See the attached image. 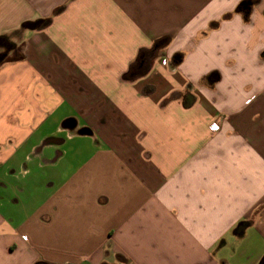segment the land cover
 Masks as SVG:
<instances>
[{
    "label": "crops",
    "instance_id": "obj_1",
    "mask_svg": "<svg viewBox=\"0 0 264 264\" xmlns=\"http://www.w3.org/2000/svg\"><path fill=\"white\" fill-rule=\"evenodd\" d=\"M47 18L0 66V264H227L264 237V0H0V35ZM155 43L170 67L124 78Z\"/></svg>",
    "mask_w": 264,
    "mask_h": 264
},
{
    "label": "rangeland",
    "instance_id": "obj_2",
    "mask_svg": "<svg viewBox=\"0 0 264 264\" xmlns=\"http://www.w3.org/2000/svg\"><path fill=\"white\" fill-rule=\"evenodd\" d=\"M79 4V1L76 2ZM74 4L69 3L68 6L72 7ZM57 12V11H56ZM12 19V18H11ZM52 19L47 18L44 20L28 21L24 22L27 25L22 27L20 25L14 31L6 34H1L0 37H4L9 44H0V57H3L0 66L5 63L14 62L17 58H25V52L27 47V38L31 34L39 33L43 28H47ZM165 44L155 43L150 50H142L138 53L136 61L130 65L127 75L124 78L130 76H138L148 74L153 69L155 63L159 62L163 66L170 67V63L165 57L167 56V50H165ZM6 56V58L4 57ZM181 55H175V58H179ZM167 61V64L165 62ZM108 73V70H107ZM180 95V94H178ZM182 96V94L180 95ZM172 96L171 99H174ZM96 104L95 108L91 111H84V118L90 122L93 127V131L108 134V119L111 116L108 106V97L102 98L98 95V98L94 99ZM67 108V106H65ZM87 110V109H85ZM110 113V114H109ZM73 114H71L72 116ZM8 200L7 194L5 195ZM264 206L256 211L258 214ZM229 245L221 250L218 254L219 258L227 260V264H262L261 260L264 258V237L254 229H249L244 238L229 237Z\"/></svg>",
    "mask_w": 264,
    "mask_h": 264
},
{
    "label": "flooded vegetation",
    "instance_id": "obj_3",
    "mask_svg": "<svg viewBox=\"0 0 264 264\" xmlns=\"http://www.w3.org/2000/svg\"><path fill=\"white\" fill-rule=\"evenodd\" d=\"M165 64H167V61L165 62ZM65 124L71 126V129H74V128L76 129V127L78 125V122L76 121V119L75 120L73 119V120H70V121L69 120L66 121ZM80 132L81 133H87V135H90V134L92 135V132L87 130V129H80ZM262 264H264V261H263Z\"/></svg>",
    "mask_w": 264,
    "mask_h": 264
},
{
    "label": "trees",
    "instance_id": "obj_4",
    "mask_svg": "<svg viewBox=\"0 0 264 264\" xmlns=\"http://www.w3.org/2000/svg\"><path fill=\"white\" fill-rule=\"evenodd\" d=\"M27 24L26 23H24L23 25H22V27H24V26H26ZM6 43V44H5ZM0 44H5V45H8V47H9V44H8V42L6 41V39L4 38V37H0ZM6 58V57H5ZM23 58H17V59H15L14 60V62L15 61H21Z\"/></svg>",
    "mask_w": 264,
    "mask_h": 264
},
{
    "label": "built area",
    "instance_id": "obj_5",
    "mask_svg": "<svg viewBox=\"0 0 264 264\" xmlns=\"http://www.w3.org/2000/svg\"><path fill=\"white\" fill-rule=\"evenodd\" d=\"M211 129H212V131L217 132V131H219V126L217 124H212Z\"/></svg>",
    "mask_w": 264,
    "mask_h": 264
},
{
    "label": "water",
    "instance_id": "obj_6",
    "mask_svg": "<svg viewBox=\"0 0 264 264\" xmlns=\"http://www.w3.org/2000/svg\"><path fill=\"white\" fill-rule=\"evenodd\" d=\"M2 59H3V57H0V63H1Z\"/></svg>",
    "mask_w": 264,
    "mask_h": 264
}]
</instances>
